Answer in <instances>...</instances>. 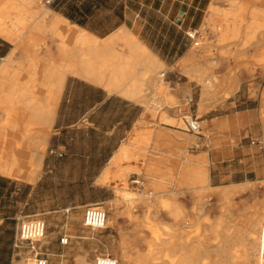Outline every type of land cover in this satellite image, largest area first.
<instances>
[{
  "label": "crops",
  "instance_id": "obj_1",
  "mask_svg": "<svg viewBox=\"0 0 264 264\" xmlns=\"http://www.w3.org/2000/svg\"><path fill=\"white\" fill-rule=\"evenodd\" d=\"M7 1V28H1L4 17L0 16V68L6 66L11 76H17V91H40L37 96L42 95L41 100L38 98L41 103L48 91L60 92L52 123L44 126L22 116L21 124L9 128L22 130L21 142L0 152V264L16 261L17 220L38 215L46 221L50 236L44 247L48 260L55 256L63 259L66 247L59 243L61 236H69V245L75 239H90L67 231L70 217L80 218L91 205L82 203L72 189L67 196V187L113 186L126 173L132 184L141 185L145 180L165 184L166 180L182 178L192 186L206 185L220 192L237 190L240 210L263 202V188L248 189L250 184L264 179V146L258 144L263 141L264 127L251 99L237 97V111L201 121L206 130L216 133L215 148L181 149L191 140L180 139L177 134L189 133L169 123L157 125L160 121L179 122L172 111L177 107L170 104L165 116L161 109L154 118L147 110V105L153 104L141 94L145 88L163 91L157 86L156 73L175 65L188 52L192 40L187 33L199 31L205 12L208 18L210 7H218L210 5L211 0H54L48 5L52 9L47 8L48 17L35 13L39 9L34 0H28L30 4ZM7 1L0 0V11ZM243 6H237V32L241 27V36L247 33L246 27L250 30L253 21L264 15V5ZM33 15L42 16L37 18L38 23L32 20ZM73 32L85 33L95 44L87 49ZM45 39L55 47L39 52L33 49ZM19 43H23L20 48ZM117 43L122 51L116 49ZM83 57L89 59L88 69L80 62ZM32 72V80L28 81ZM161 78L173 92L169 103L175 101L174 97L180 99V78L172 71ZM184 119L185 116L183 122ZM214 120L216 123H212ZM27 123L36 124V132L51 129L48 138H43L46 152L35 160L26 155L25 149L28 142L39 139V134L27 129ZM225 124L235 127L221 128ZM224 138L237 139V146H221ZM122 149H127L125 157ZM6 169L14 173L7 174ZM205 170L207 183L200 180ZM105 173L107 181L100 183ZM46 185L54 188L47 192L43 188ZM209 201L203 212L211 218L220 217L219 195ZM194 203V188L189 187L185 197L188 212ZM138 214L143 217L145 210L140 209ZM151 216L168 217L162 210ZM77 223L75 219L72 224ZM86 262L81 256L77 264Z\"/></svg>",
  "mask_w": 264,
  "mask_h": 264
},
{
  "label": "rangeland",
  "instance_id": "obj_2",
  "mask_svg": "<svg viewBox=\"0 0 264 264\" xmlns=\"http://www.w3.org/2000/svg\"><path fill=\"white\" fill-rule=\"evenodd\" d=\"M33 2L36 4V8L39 9V13H42V16L45 14L48 15L47 8L51 9L48 5H44L41 0H34ZM251 3L264 5V0H237V6L243 4V7H248ZM211 4L218 6L216 7V12L218 14L216 20L219 19L218 21L222 20L224 18L223 16L233 7L228 0H211L210 5ZM4 7L5 9L0 11L6 13L0 15L4 17L1 28H7L8 26L6 25L9 23L8 1ZM39 15H33L32 20H36L39 17L41 19L42 16ZM47 15L45 17H48ZM206 20L207 11L205 12L203 24L198 28L199 31L196 39L192 41V45L188 52L180 58L175 65L164 67V69L156 73L157 86L163 89V91L159 92L148 88L141 91V94L146 97L147 102L153 104V106L147 105V110L154 118L158 110L161 109L162 114L165 116L166 109L171 104L177 107L172 111L176 116V120L179 119V122H181V125L174 124V127L185 130V125L182 120L184 116L185 118L192 116L198 119L201 129L198 136L177 134L180 139L188 138L191 140L190 144H184L181 149L215 148L216 133L212 130H206L205 123L201 121L237 111V97L240 96L244 97V99H251L252 106L258 109L259 117L264 127V28H260L252 35L250 33L251 29L249 30V28L246 27L245 32L247 33L241 36V27H238L236 36H233L231 33L233 24H229L227 33L221 36V31L215 29L214 25L203 27ZM38 22L39 20L37 19L35 23ZM178 22H180V19ZM235 26L237 27V24H235ZM20 33L21 27L18 26V34ZM195 42H198L199 45L195 46ZM22 44L19 43V48ZM118 44L120 43L115 45L116 49L122 51V46ZM54 47L55 43L49 39H45L44 42L37 43L33 49L39 52ZM189 53H194L200 58L199 73L201 77L203 79H208L207 82H210V78L214 80V85L211 89L215 92L216 96L213 102H208L205 105V112L202 115L198 114L202 92L201 84L199 85V83L191 78L185 70L187 66H194L195 64L193 61L186 62L183 60ZM36 60L39 59L36 58ZM169 71H172V73H175L178 78H180L178 81L177 93L181 98L177 99L174 97L175 101H171V103L168 101V98L173 96L170 85L165 83L164 79L159 76L160 72L167 73ZM33 75L34 73L32 72L28 76V81L32 80L31 77ZM147 77L148 76H146V78ZM236 83L237 89H234ZM14 90L17 92L16 89ZM41 96L42 95L39 96L40 100ZM156 99L158 101L161 100V102H158ZM190 99L191 102H189ZM15 117L16 119H11V117H8L5 112L0 109V152L6 146H13L21 142V137L19 135L22 130L9 129L15 124H21V115L18 114ZM163 123L168 124L165 121H160L157 125ZM212 123H216V120ZM234 127L233 124H225V126L221 128L230 130ZM26 128L29 130L33 129V131L36 132L38 127L36 124L32 125L27 123ZM218 129L221 130L220 128ZM39 130L40 131L35 134H39V139L33 143L28 142L27 149H25L26 155L32 160H35L36 156L39 154L43 155L47 150V145L43 144V138L48 136L51 129L41 128ZM7 133L9 136L6 137L5 134ZM221 140V146H237V139L224 138ZM261 150L264 153V149ZM147 155L148 152L146 151L145 157ZM204 157L203 164L206 166V155H204ZM129 171H137L139 173L138 170L131 169ZM128 178L129 173H126L116 179L115 182L117 184L99 187L97 189L85 186L74 188L67 187V196L70 194V189H72V191L74 190L76 192L75 196L78 197L82 203L91 205L97 204L95 206L105 210L112 225L104 230L93 231L83 226V212L80 218L71 216V224H69L67 228L68 233L73 236L90 237V239L73 240L71 244L64 249L62 253L63 259L58 256L50 257L48 264H77L81 256L85 257L87 261L86 264H94L95 258L99 255H110L114 259H117L120 257L121 232L125 235L124 242L130 254L135 251H141V253L145 255L148 253L156 254L153 257L154 260H152V263H160L162 261V258L159 259L161 253L158 252L159 249L155 246L154 239L155 234L160 232L161 229H165L170 233L174 231L177 235L188 238L187 252L189 254L183 257L181 260L182 262H180V260H178L180 251H175L176 253L170 252L171 254L168 252L169 257L166 259L167 261L169 260L168 262L171 264H252L255 262L256 258L250 249L248 236L253 229L254 220L264 218V200L261 204L254 203L240 210L239 204L237 203V190L227 192L221 190L220 192V190H211L206 185L195 184L192 186L186 183L182 178L166 180L165 184H150L148 180H145L143 184L137 185L130 183ZM187 185L190 188H194L195 203L190 209V212L187 211L185 204L186 189L189 188ZM122 187H125L127 191H122ZM259 187L264 190V179L261 182L250 184L248 189L256 190ZM43 188L48 192L54 187L52 185H46L43 186ZM223 192H226V194H223ZM125 194H127V197H125ZM215 195H219L220 217L211 218L209 214L204 213L203 210L210 205V197ZM164 202L165 205H162ZM173 204H177L180 208L179 211L181 215L178 218H174L170 215ZM140 209L145 210V215L143 217H140L138 214ZM160 210L165 211L168 217L151 216L153 214L157 215ZM192 214L194 216L193 218L191 217ZM116 215L119 217L117 222L114 221ZM32 218L43 219L41 215ZM75 219L78 220L76 226L72 224ZM228 230L230 231L227 232ZM225 233L228 235L230 233L231 235V237L229 235L230 238L227 242L222 239ZM46 236H48V238H45L46 240L44 239L37 245L38 251L44 255H46L44 247L50 239L48 231ZM16 250V261L13 264H23L26 258L33 256V253H31L27 245H22L20 248H16ZM132 250H134V252ZM69 258H76V260H69ZM189 260V263L185 262Z\"/></svg>",
  "mask_w": 264,
  "mask_h": 264
},
{
  "label": "bare ground",
  "instance_id": "obj_3",
  "mask_svg": "<svg viewBox=\"0 0 264 264\" xmlns=\"http://www.w3.org/2000/svg\"><path fill=\"white\" fill-rule=\"evenodd\" d=\"M23 1L25 2V4H30V2L28 0H23ZM228 1L233 5V7L231 10H229L225 14V16H223L224 18L220 21H218L219 19L216 20V17L218 15L216 12L217 11L216 7H214V6L210 7V10L208 13V18H207V21H206V24L204 27L214 25L215 29L221 31V36H222V34L227 33V31L229 29V24H233V27L231 29V31H232L231 33L233 36H236L237 27L235 26V24H237V0H228ZM47 12L50 13V11H47ZM35 13L42 14V13H39V11L38 12L36 11ZM46 15L47 14H45L44 17ZM261 16H262L261 18L255 19L253 21V24L250 26V29H251L250 33L252 35L255 34L260 28H264V15L262 14ZM72 34L75 35L78 42L82 46L86 47L87 49H89V47L92 44H95V42H93V40L91 38H89V36H87L83 32H73ZM185 61L186 62L193 61L195 63L194 66L193 65L187 66L185 68V70H187V74L191 78L196 80L199 83V85L201 84L202 92H201V98H200V102H199L198 114L202 115L205 112V105L208 102H213V100L216 96L215 92L211 89L212 86L214 85V82H213L214 80H211V78H210V80H209L210 82H207L208 79H203L201 77V75L199 73L200 58H198L194 53H190L188 58L185 59ZM80 62L82 65H84V67L86 69H88V67H89V59L88 58L83 57ZM71 65H73L72 61H71ZM33 67H36L35 64H33ZM18 81H19V79L17 78V76H14V75L11 76L10 75L8 68L6 66H2L0 68V109L3 110L8 117H11V119L12 118L16 119L15 116L20 114L21 117L25 116V118L28 120H30V119L36 120L44 126L50 125L52 123V119H53V116H54V113H55V110H56V107L58 104V100H59V92H60L59 89H53V90L48 91L46 93L45 102L41 103L37 97L38 92L41 93L40 91H34L31 89H27V90L24 89V90H20V91L16 92L14 90V87L16 86V83ZM57 85H59V82ZM234 89H237V83L234 85ZM166 122L169 124H172V125H174V124L181 125V122H175V121H166ZM191 135H194V134H191ZM194 136H197V135H194ZM126 151H127V149L121 150V154H123L124 157L126 156ZM4 171L7 174H13L14 173V171L11 169H6ZM207 175H208V173L206 170L203 171L202 173H200L201 182L207 183ZM106 181H107V174L105 173L103 175L102 179L99 180V182L105 183ZM136 184L138 185L139 183H136ZM121 190L124 192L127 191V190H125V187H122ZM225 191L227 192V190H225ZM226 192H223V194H226ZM126 195L127 194H125V197H127ZM131 201H133V200H131ZM153 204L156 205L155 203H153ZM162 205H165V202L162 203ZM93 206H95V205H93ZM179 210H180L179 206L177 204H173L171 211H170V215L174 218L180 217L181 214H180ZM118 219H119V217L116 215L114 218V221L117 222ZM111 225H112V222L110 221L109 218H107L106 227H110ZM252 227H253V229L250 231V234L248 236V240L250 242V249L252 250L254 257L256 258L255 262H253L252 264H264V218L254 220ZM229 231L230 230H228L227 232H229ZM226 233L224 234L222 239H223V241L227 242L229 240V238L231 237V235L229 233V235H230V237H229V235ZM120 236H121V238H120V240H121V242H120V257L116 259L118 264H171L170 262H168L169 260L167 261V259H166L167 257H169L170 252L180 251V256L178 257L179 258L178 260H180V262H182L181 260L183 257H186L187 254H189L187 252V248H188V240L187 239L188 238H186L184 236H179L174 231L172 233H170L169 231H167L165 229H161L160 232L155 234V239H154L155 246L158 247V249H159L158 252L161 253V256L159 255V259L162 258V261L160 263H152V260H154L153 257L156 254L148 253L145 255L144 253L142 254L141 251H135L134 252V250H132L134 253L131 252L132 254H130L129 251L127 250V245L124 242V240H125L124 233L121 232ZM45 238H46V236H45ZM41 242H39V243H41ZM39 243L37 245H39ZM155 249L158 250L157 248H155ZM217 249H218V247H217ZM220 251H221V249H220ZM158 252H156V253H158ZM174 256H176V255H174ZM177 256H178V254H177ZM189 256H191V255H189ZM32 258L33 257H28L25 260L32 259ZM189 258H191V257H189ZM178 260H176V261H178ZM185 262L189 263L190 260L185 261ZM88 264H91V263H88Z\"/></svg>",
  "mask_w": 264,
  "mask_h": 264
},
{
  "label": "built area",
  "instance_id": "obj_4",
  "mask_svg": "<svg viewBox=\"0 0 264 264\" xmlns=\"http://www.w3.org/2000/svg\"><path fill=\"white\" fill-rule=\"evenodd\" d=\"M44 5H50L54 0H41ZM198 31L192 30L187 33V37L194 41ZM195 46H198L199 43L195 42ZM164 77V73L160 75ZM191 102V99L189 100ZM185 131L190 134L199 135L200 134V125L196 117L190 116L184 120ZM258 144L261 145V148L264 146V142L260 141ZM61 155V154H59ZM107 213L105 210L98 206L89 205L84 209L83 213V226L89 228L93 231L104 230L106 229L107 223ZM47 233V224L43 219L38 218H24L18 219L16 225V235H15V247L20 248L22 245H27L32 255V259H27L23 264H48V258L46 255L41 254L38 251L37 244L41 242ZM69 236L63 235L59 239L61 246L69 245ZM94 264H118L117 260L111 257L110 255H99L95 258Z\"/></svg>",
  "mask_w": 264,
  "mask_h": 264
}]
</instances>
